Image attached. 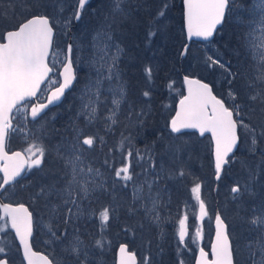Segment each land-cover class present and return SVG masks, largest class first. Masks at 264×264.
<instances>
[{
	"label": "snow or ice",
	"instance_id": "6c2138e0",
	"mask_svg": "<svg viewBox=\"0 0 264 264\" xmlns=\"http://www.w3.org/2000/svg\"><path fill=\"white\" fill-rule=\"evenodd\" d=\"M48 2L49 0H19L20 7L28 14L20 23L0 32V196L7 198L9 189L19 184L32 169L43 171L45 156L52 152L55 153L54 162L60 163L63 172L58 180L41 185L39 191L33 194L35 200L43 199L46 202L49 215L47 223L41 225L34 222L33 213L23 203L14 205L0 200V233H7L9 228L14 231L26 264H37V261L39 264H90L91 249L81 239V229L77 226L80 221L83 220L85 224L90 220L99 221L101 238L96 239L94 244L96 248L103 249V233L112 220L119 218L120 204L115 195L118 188L126 190L132 183V203L128 206L130 215L143 209L146 217L150 216L154 221L160 222L158 208L161 206V190L158 189V182L165 175L169 178L172 175L183 177L185 172L180 169L166 173L164 166L156 163L151 147L146 146L142 151L137 149L134 152L132 138L123 136L117 148H108L102 165L95 166L94 153L98 148L103 151L106 146L105 137L100 132L111 131L112 125L118 122L122 105L128 100V82L120 67L125 49L117 39L115 27L120 20L131 15L132 3L131 0H112L110 18H105V23L93 32L87 43L73 38L65 48H61L56 42L57 28L67 36L72 21L78 22L81 19L87 0H77L76 9L67 18L42 12V9L47 8ZM50 2L54 7H59V12H63L60 0ZM229 5L230 0H183L187 38H198L210 43L218 26L224 23L226 14L230 11ZM16 6V0H9L8 7H0V19L13 18ZM167 7L165 4L158 11L157 21L165 16ZM255 7L258 15L248 21L249 27L242 41L248 66L243 69L237 67L233 71L231 63L225 64L219 56L209 55L205 59L209 68L218 67L224 71L228 85L226 98L214 94L209 83L185 75L183 82L186 94L181 93L178 109L168 124L173 134H180L188 129L198 130L200 136L210 134L214 143L217 181L221 179L225 166L235 160L234 150L241 142V131L252 153L257 151L258 141L264 139V122L259 126L246 122L256 112L253 105L258 104L259 111L264 114V0H259ZM158 31L160 29L150 26L147 34L149 45ZM187 52L188 45H184L181 57L186 56ZM77 67L87 70L81 91L82 103L77 113V118L83 117L84 125H71V135L62 136L58 144L49 148L43 142L46 134L43 126L40 135H37L27 125L38 123L46 114L45 110L61 100L65 91L77 79ZM153 72L152 66L144 69L149 83L152 82ZM237 82H240L239 88ZM173 85L174 82H170V90ZM45 90L47 102H39ZM142 96L150 99L151 91H143ZM149 111L150 107L148 111L144 107L136 111L128 103L125 119L129 124L142 126ZM18 115L23 116V121L17 120ZM133 116L135 120L132 119ZM100 125L103 127L100 128ZM89 128H96L97 131L86 134ZM17 134L28 139L29 146L23 152L9 154L6 142ZM116 151L121 155L119 167L111 162L114 161L113 154ZM261 155L264 157V152ZM134 166H139L141 172L134 173ZM134 174L137 181L133 180ZM141 175L145 177L143 184L139 183ZM256 175L257 173L249 170L246 182H237L230 188L233 201L239 202L245 194L252 193ZM149 176L152 178L148 179ZM191 191L198 202V219L203 221L209 213L201 198V184L197 183ZM103 196L111 197L112 202L97 208ZM214 220L215 239L211 243V253L200 247L196 264H239L235 258L237 249L233 247L226 218L217 210ZM187 221L186 212L178 218V243L185 246V238L189 235ZM247 222L255 232V237L244 244L247 264H264V210L259 213L254 210ZM39 227L46 229L49 243L63 246L66 259L61 261L55 256L50 259L48 255L33 250L31 238L34 228ZM123 231L128 232L130 228L125 226ZM202 238L201 230L194 228L192 242L196 243ZM9 251L6 236H0V264H9ZM118 264H136V254L128 250L127 244L119 247ZM142 264L152 262L146 256ZM179 264H184L183 260Z\"/></svg>",
	"mask_w": 264,
	"mask_h": 264
},
{
	"label": "trees",
	"instance_id": "16d2710c",
	"mask_svg": "<svg viewBox=\"0 0 264 264\" xmlns=\"http://www.w3.org/2000/svg\"><path fill=\"white\" fill-rule=\"evenodd\" d=\"M68 1L69 4L63 18L71 16L77 7L75 0ZM254 1L255 4L259 2V0H230V11L226 14L223 25L210 42V45L215 49V57L219 56L225 64L230 62L233 71L237 67L243 69L248 66L242 41L244 33L249 27L248 21L252 19L251 17L258 15V9L252 4ZM111 2L112 0H91L82 10L81 19L78 22L72 21L67 36L58 27L56 42L60 47L65 48L66 44L69 41L72 42L73 38L80 42L88 41L93 32L105 23V18H110ZM16 3V15L11 19H0V32L14 24L20 23L25 18V15L28 14L20 7L19 0H16ZM131 3L130 17L124 21L120 20L115 27L117 39L125 49V56L121 59L120 67L124 72V79L128 82V100L127 103L122 105L119 121L112 131L110 133L100 132L105 137L106 146L103 151L98 148L94 153L96 157L95 166L100 167L102 165L108 148H117L122 136L132 138L131 143L134 152L137 149L142 151L146 146L151 147L156 163L158 165L162 164L166 173L180 169L185 172L183 177L172 175L169 178L165 175L158 182V189L161 190V206L158 211L161 219L163 217L169 218L166 221L168 225L165 227L172 228L170 224H174L175 219L179 218L183 204L192 195L191 189L199 183L201 184V198L205 201L208 213L213 215L218 210L226 218L233 239V247L237 249L235 258L239 264H247L244 244L248 239L255 237V232L247 221L253 215L254 210L257 213L264 210V163H262L264 157L261 155L264 152V139L258 141L257 151L252 153L249 151L248 143H245L244 135L241 131V142L234 152V162L226 165L221 173V179L215 181V169L208 136L199 137L195 133L176 135L169 130L168 123L178 98L177 96L169 98L168 87L170 82H174L179 88L177 95L180 98L181 93H184L181 78L188 75L209 83L213 88L214 94L226 98L228 85L224 71L218 67L207 68L205 59H201L206 54L203 49L205 44L203 43H190L187 55L181 57L180 53L185 45V37L182 31V0H131ZM8 4L9 0H0V7L6 8ZM165 4L168 5L165 16L157 21V13ZM251 8H253V11ZM41 11L52 16L58 14V10L51 4L50 0L47 8ZM167 18H171L179 33L175 32L174 44L164 43L159 45L162 38L163 25L166 23ZM150 26L160 29V31L157 32L149 45L147 34ZM169 31L170 28H168ZM142 49H145L144 53H142ZM128 58L131 60L127 61ZM146 66L154 68L151 83L145 77L144 69ZM85 75V68L77 67V79L72 89L66 93L58 106L49 109L43 119L38 122L41 125L40 129L43 126L46 130L43 142L49 148L58 144V140H61L62 136L71 135L70 128L71 125L75 124V121L81 127L84 125L80 118H77L79 106L76 105L77 98L74 94L84 85ZM239 83L237 82V88H239ZM145 90L151 91L150 99L142 96V92ZM128 103H131L136 111H139L142 107L148 111L149 107L145 106L150 105L149 114L144 118L142 126L139 124L125 126L127 125L125 114ZM253 107L256 108V112L246 122L259 126L261 122H264V114L259 111L258 104L253 105ZM132 119L135 120V116ZM34 125L32 123L27 125L29 129H32V132L38 129V127L35 129ZM99 127L102 128L103 125ZM90 130L91 133L92 131H97L96 128H90ZM25 139L13 136L7 141V151L24 150L22 148L29 141ZM126 150L127 142H125ZM113 155L114 161L111 162L114 163L115 167H119L121 163L120 152L116 151ZM54 158V152L46 155L43 171L32 169L27 172L19 184L9 189L7 198L4 200L14 205L17 203L25 204L29 211L33 213L34 222L41 225L49 220L48 210L45 206L46 202L43 199L35 200L33 194L39 191L41 185L51 184L54 180L60 178L63 169L59 162H54ZM133 163L135 165V160ZM157 170L159 171V169ZM249 170L257 173L252 193L245 194L239 202L233 201L230 188L237 182L241 184L246 182ZM133 171L134 173H140L141 168L134 166ZM143 177V175L139 176L140 184L144 182ZM149 178L152 177L149 176ZM133 180L137 181L135 174ZM130 186H132V183H130L128 189L121 190L118 188L115 193L117 202L120 204L118 210L119 218L112 220L110 226L103 233L105 240L103 249L96 248L94 244L96 239L101 238L99 221L90 220L85 224L82 220L78 223L77 226L81 229V239L91 249L90 264H114L117 246L124 243L128 245L129 251L136 254L139 264H142L143 252L148 254L152 264H179L176 257V251L179 248L177 249L178 243L173 233L174 230L166 229V232L159 236L160 228H157V224L152 221L150 216L146 217L144 215L143 209L135 214H129L128 206L132 203ZM146 187L145 185V190ZM164 189H167V191H163ZM110 202H112L111 197L103 196L97 208ZM140 225H143V227L141 228ZM125 226L130 228V231H123ZM203 229L206 232L205 235L211 232L212 221L203 222ZM61 230L63 229L61 228ZM69 231H71V228H69ZM45 232L46 229H43V227L34 228L31 239L33 250L48 255L50 259L53 256L61 261L66 259L62 251L63 246L49 243V237ZM156 235L161 240L160 244L156 240ZM6 236L10 249L7 254L9 263L22 264L17 244L11 232L8 231ZM141 236L142 238L140 239ZM206 242L209 243L207 240ZM205 243L200 246L207 250L208 244L206 245ZM158 251L159 254L157 255ZM194 255L193 247L189 246V252L186 254L187 262L189 261L188 264H191Z\"/></svg>",
	"mask_w": 264,
	"mask_h": 264
},
{
	"label": "rangeland",
	"instance_id": "374dc122",
	"mask_svg": "<svg viewBox=\"0 0 264 264\" xmlns=\"http://www.w3.org/2000/svg\"><path fill=\"white\" fill-rule=\"evenodd\" d=\"M75 2L77 3V0H75ZM60 3L63 5V12H59V7H56V9L58 10V14H59V16L60 17H64V12H65V10H66V8L68 7V4H69V1L67 0L66 1V5H65V0H60ZM252 4H254V6H256V4H255V1L254 2H252ZM111 7H113V3L111 2ZM251 10L253 11V8H251ZM112 11V9L110 10V12ZM251 15V14H250ZM67 17V16H66ZM130 17V16H129ZM128 17V18H129ZM254 17H256V16H253V17H251V18H254ZM127 18V19H128ZM127 19H123V21L124 20H127ZM168 28H170V31L169 32H172V33H170L169 34V32H168ZM182 31H183V29H182ZM175 32H178L179 33V31L175 28V26H174V24H173V22L171 21V18H167V20H166V23L163 25V29H162V38L160 39V42H159V45L160 44H164V43H170V44H174V42H175ZM90 38L91 37H89L88 38V41L90 40ZM71 40V39H70ZM88 41H84L83 43H87ZM203 44H205V45H203V49H204V51H205V53L206 54H204V57L203 58H201V59H206V56H209V55H211V56H213V57H215L216 55L214 54V48L210 45V43L208 42V43H203ZM213 48V49H212ZM142 53H144V51H145V49L143 50L142 49ZM141 54V53H140ZM143 55H145V54H143ZM73 58H75V56L73 57ZM143 58H144V56H143ZM129 60H131L130 58H128L127 59V61H129ZM207 67V66H206ZM207 68H209V67H207ZM86 70V69H85ZM220 70H222V69H220ZM87 71V70H86ZM85 80V79H84ZM85 84V83H84ZM84 86V85H83ZM83 86L81 87V88H79L76 92H75V94H74V96L77 98V100H76V105H78L79 106V110H80V107H81V103H82V101H81V91H82V89H83ZM182 86H183V84H182ZM176 90V91H175ZM178 90H179V88H178V86H176L175 85V83H174V85H173V89H171L170 90V88L168 87V91H169V98H172V97H174V96H177V98L179 99V96L177 95L178 94ZM46 94H47V90H45V93L42 95V96H40V100H39V102H42V101H44V99H45V97H46ZM177 99V100H178ZM177 102V101H176ZM164 106L166 107V103L164 102ZM145 107H150V105H146ZM79 110H78V112H79ZM103 111V110H102ZM17 120L18 121H23V116H17ZM69 120V119H68ZM80 120L83 122V124H84V121H83V117H80ZM118 121H119V119H118ZM75 124H77V122L75 121ZM115 125L116 124H114V125H112V129L115 127ZM127 125H131L132 126V124H129V122H128V120H127ZM35 129L38 127V129H36L34 132L38 135V133H40V124H38V123H35ZM83 127V126H82ZM31 129V128H30ZM112 129H111V131H112ZM70 130H71V128H70ZM31 131H32V129H31ZM110 131V132H111ZM92 132H95V131H92ZM109 132V133H110ZM62 133V132H61ZM88 133H91V130H90V128L89 129H87L86 130V134H88ZM15 136H19V137H21V138H24L25 139V137L22 135V134H17V135H15ZM209 138V137H208ZM26 140V139H25ZM60 142V140H58V143ZM119 143H120V141H119ZM211 144V143H210ZM29 146V141H27V143H26V145L22 148V149H25L26 147H28ZM15 151H20V150H15ZM22 151H24V150H22ZM11 152H14V151H11ZM212 162H213V160H212ZM213 166H214V164H213ZM215 171V170H214ZM148 179H151V178H149V177H147ZM143 179V181L145 180V177H143L142 178ZM130 195H131V191H132V186H130ZM4 200H6V198L4 197L3 198ZM149 207H150V205H149ZM187 213V215H188V221H187V224H188V229H189V235L188 236H186V242H187V246H185V245H181V244H179L178 243V237H177V233H178V228H179V226H178V218L177 219H175V222H174V224H170V226L172 227V228H166L165 226H167L168 224L166 223V221L169 219V218H166V217H163V219H161V221L160 222H156V221H154L152 218V221L155 223V224H157V228H160V231H159V236H161L162 234H164L165 232H166V229H172V230H174L173 231V233H174V235H175V237H176V240H177V243H178V247H177V249L179 248V252H178V250L176 251V257L178 258V261H180V260H183V262H184V264H188V262H187V259H186V254L189 252V246H192L193 247V249H194V251H195V255H194V257H193V260H192V262H191V264H193L194 263V260H195V257H196V254H197V252H198V250H199V248L200 247H202V246H200L202 243L204 244L205 243V241L207 240V241H209L210 242V240H211V237H212V234H213V226H212V230H211V232H209L207 235H205V231H203L204 229H203V222H206V221H209V220H211L212 221V224H213V219H214V213H213V215H211V214H209L207 217H205V219L203 220V221H200L199 219H198V216H199V208H198V202L195 200V196H194V194L192 193V195H191V197L187 200V201H185V203L183 204V206H182V208H181V211H180V213H179V218H181L182 216H183V214L184 213ZM194 217H197L196 219H194ZM192 221H194V223H192ZM194 228H199L200 230H201V232H202V236H203V238L201 239V240H199V241H197L196 243H193L192 242V237H193V235H194ZM203 229V230H202ZM9 231H10V229H9ZM11 232V231H10ZM11 234H12V232H11ZM0 236H6V233H0ZM12 236H13V234H12ZM157 236V235H156ZM6 238H7V236H6ZM142 238V236L140 237V239ZM13 239H14V236H13ZM157 242H158V244H160L161 243V240H160V238H158V236H157ZM14 241H15V239H14ZM202 244V245H203ZM206 245L208 244L209 245V243L208 242H206L205 243ZM208 247V246H207ZM204 248V247H203ZM176 250V249H175ZM174 250V251H175ZM146 252H143L142 254V258H144V257H149L148 256V254H145ZM18 254H19V257H20V253H19V250H18ZM159 254V251H158V253H157V255ZM184 255V256H183Z\"/></svg>",
	"mask_w": 264,
	"mask_h": 264
},
{
	"label": "water",
	"instance_id": "95a60500",
	"mask_svg": "<svg viewBox=\"0 0 264 264\" xmlns=\"http://www.w3.org/2000/svg\"><path fill=\"white\" fill-rule=\"evenodd\" d=\"M90 1H91V0H87V3L85 4V6H86L88 3H90ZM85 6H84V7H85ZM183 13H184V8H183V0H182V28H183V33H184V37H185V45H188V46H189V44L192 43V42L208 43V42L202 41V40H200V39H198V38H192L191 40H189V39L187 38V36H186V32H185V30H184V15H183ZM74 21L77 22L76 20H74ZM222 25H223V24H222ZM222 25L218 26L217 31L221 28ZM217 31H216V33H217ZM216 33H215V34H216ZM215 34H214V36H215ZM214 36L211 38V40L214 38ZM69 42H70V41H69ZM183 48H184V47H183ZM182 50H183V49H182ZM183 77H184V76H183ZM183 77L181 78V80H182V84H183L184 94H186V85H185L184 82H183ZM191 78H192V77H191ZM196 79H197V78H196ZM74 83H75V82H74ZM74 83H73V85H74ZM73 85H72V87H73ZM72 87H71V88H72ZM71 88L65 91L64 96L61 98V100H60L56 105H50L49 108L45 110V113H46L49 109L58 106V105L62 102V100L64 99L66 93H68V92L71 90ZM46 95H47V94H46ZM180 98H181V97H180ZM180 98H179V99H180ZM179 99H178L177 102L175 103L174 112H173L171 118L175 115V112H176V110L178 109ZM43 102H44V103L47 102L46 97H45V99H44ZM171 118H170V120H171ZM170 120H169V122H170ZM168 124H169V123H168ZM168 128H169V127H168ZM169 130H170V129H169ZM182 133H195V134H197L199 137H203V136H200L198 130H194V129L183 130ZM182 133H180V134H182ZM176 135H178V134H176ZM204 136H208V137H209V140H210V143H211V150H212V160H213V164H214V143H213V141L211 140L210 134L206 133ZM236 149H237V148H236ZM236 149L234 150V152L236 151ZM14 152H15V151H14ZM9 154H11V152H9ZM214 169H215V168H214ZM0 175H2V174H0ZM214 178H215V177H214ZM215 181H217L216 178H215ZM0 200H2V199L0 198ZM26 207H27V206H26ZM214 216H215V215H214ZM212 226H213V234H212V237H211L210 243H209V245H208V250L206 251V252H208L209 254L211 253V243H212V242L214 241V239H215V220H214V219H213V224H212ZM9 229H10V228H9ZM10 231L12 232V234H13V236H14V239H15V242H16V244H17V246H18L19 253H20V258H21V260H22V263H23V264H26V261L23 260L22 248H21L20 245H19V241H18L17 238H15V233H14V231H12L11 229H10ZM120 245H121V244H120ZM120 245H118V246H117V249H116V254H115V264H118V260H119V247H120ZM130 252H131V251H130ZM37 253L43 254V253H41V252H37ZM43 255H44V254H43ZM198 256H199V250H198V252H197V254H196V257H195V260H194V263H193V264H196V260H197ZM209 259H211V255H209ZM37 264H39V261H37ZM136 264H138L137 258H136Z\"/></svg>",
	"mask_w": 264,
	"mask_h": 264
},
{
	"label": "bare ground",
	"instance_id": "6f19581e",
	"mask_svg": "<svg viewBox=\"0 0 264 264\" xmlns=\"http://www.w3.org/2000/svg\"><path fill=\"white\" fill-rule=\"evenodd\" d=\"M176 91V90H175ZM125 244V243H124Z\"/></svg>",
	"mask_w": 264,
	"mask_h": 264
}]
</instances>
